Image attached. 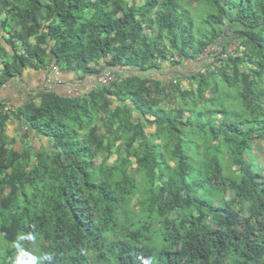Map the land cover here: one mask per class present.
Returning <instances> with one entry per match:
<instances>
[{
    "label": "trees",
    "instance_id": "trees-1",
    "mask_svg": "<svg viewBox=\"0 0 264 264\" xmlns=\"http://www.w3.org/2000/svg\"><path fill=\"white\" fill-rule=\"evenodd\" d=\"M2 16L0 264H264V0H0ZM214 45L217 68L160 78ZM53 67L115 79L1 98Z\"/></svg>",
    "mask_w": 264,
    "mask_h": 264
},
{
    "label": "crops",
    "instance_id": "crops-1",
    "mask_svg": "<svg viewBox=\"0 0 264 264\" xmlns=\"http://www.w3.org/2000/svg\"><path fill=\"white\" fill-rule=\"evenodd\" d=\"M4 16L0 19V22L4 20ZM1 31V27H0ZM1 38V34H0ZM3 42V41H2ZM5 44V42L3 43ZM52 76L51 71H42L38 69H29L26 70L23 78L21 81H15L11 86L6 88V91L1 96V98L7 97H16L19 95L20 102L26 101L30 95H37L42 90H50L47 88L48 81ZM60 84L57 85L53 91L58 90L60 88H64L67 95L70 92L79 91L81 95L85 94L86 92L90 91L92 86L95 83V79L93 77L87 76L86 78L82 79L81 75L78 72L73 73H62L60 76ZM77 95V94H75ZM79 96V95H78Z\"/></svg>",
    "mask_w": 264,
    "mask_h": 264
},
{
    "label": "rangeland",
    "instance_id": "rangeland-1",
    "mask_svg": "<svg viewBox=\"0 0 264 264\" xmlns=\"http://www.w3.org/2000/svg\"><path fill=\"white\" fill-rule=\"evenodd\" d=\"M195 8V7H193ZM191 13L192 14H197L199 15L198 16V19H202L203 18V15L201 13H197V10L196 9H193L191 10ZM232 33H229V36H231ZM227 36L225 39H224V44H227V43H231L230 47H229V52L232 53L234 51H236L239 47V42H238V39L237 38H234L233 36L232 37H229ZM221 51V48L219 47V45H214L213 47H211L200 59L198 62H195V63H191L190 61L189 62H185L183 63V65L179 66L178 68H176V70H173V69H170L169 66H166L165 67V75L163 77H160L162 79L165 80L166 83L172 81V77L173 75L178 72L179 73V70H182V71H186L187 69H185V66L188 67V68H192V70H195V71H198V70H201L202 67L206 66L207 64H211V63H214V60L217 56V53ZM187 64H190V66H188ZM214 67L217 68L218 67V64L215 62L214 63ZM187 74V73H185ZM154 75H156V77H158L159 75L157 73H155ZM9 133L11 134L12 137H15V136H20V134L24 133L25 130L23 128L22 125H14V126H11L10 129H9ZM36 143V146L38 147H41V143L38 142L37 140L35 141ZM47 145V144H46ZM48 146L50 147V145L48 144ZM30 253L34 254L36 256V250H32ZM23 255L21 254V258L23 261H26V257H22ZM27 256H31L30 254L27 255ZM25 264V262H24Z\"/></svg>",
    "mask_w": 264,
    "mask_h": 264
},
{
    "label": "built area",
    "instance_id": "built-area-1",
    "mask_svg": "<svg viewBox=\"0 0 264 264\" xmlns=\"http://www.w3.org/2000/svg\"><path fill=\"white\" fill-rule=\"evenodd\" d=\"M60 76H61V71L58 67H53L52 69V76L48 81V86L50 90H53L57 85H59L60 82ZM95 79V83L92 86L93 88H96L97 86H107L110 83H112L115 79V75L112 71H110L108 68L105 70H102V73L99 75V77H93ZM77 94V95H75ZM80 96L79 91L73 90V92H70L69 96Z\"/></svg>",
    "mask_w": 264,
    "mask_h": 264
},
{
    "label": "clouds",
    "instance_id": "clouds-1",
    "mask_svg": "<svg viewBox=\"0 0 264 264\" xmlns=\"http://www.w3.org/2000/svg\"><path fill=\"white\" fill-rule=\"evenodd\" d=\"M49 260L51 259V257L49 256V257H47Z\"/></svg>",
    "mask_w": 264,
    "mask_h": 264
}]
</instances>
